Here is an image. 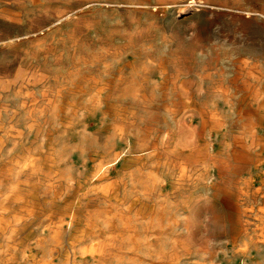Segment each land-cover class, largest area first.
<instances>
[{
    "label": "bare ground",
    "instance_id": "bare-ground-1",
    "mask_svg": "<svg viewBox=\"0 0 264 264\" xmlns=\"http://www.w3.org/2000/svg\"><path fill=\"white\" fill-rule=\"evenodd\" d=\"M237 50L235 58L233 49H226L204 59L205 92L219 97L213 109L194 100L190 102L200 108H187L192 97L185 92L195 77L185 79L169 70L165 57L157 62V100L148 91L151 76L135 71L142 89L132 91L124 103L115 100L113 80L78 103L66 100L64 89L37 96L30 82L41 76L2 79L23 95V107H56L58 126L49 124L46 115L32 114L24 123L15 120L16 114L0 123V181L7 183L0 186V264H180L190 247L182 230L169 232L176 221L173 210H187L196 202L234 216L225 229L236 242L245 235L252 212L242 200L260 198L257 232L264 236V71L252 45ZM168 89L175 94L171 99ZM138 99L153 104L140 122L132 105ZM191 114L205 119L203 128L185 121ZM40 138L43 146L36 154ZM64 138L78 139L77 153L69 155ZM65 162L78 168L75 176L65 172ZM196 178L200 186H193ZM65 179H71L67 191L58 187ZM44 185L52 187L50 196L41 193Z\"/></svg>",
    "mask_w": 264,
    "mask_h": 264
},
{
    "label": "rangeland",
    "instance_id": "rangeland-1",
    "mask_svg": "<svg viewBox=\"0 0 264 264\" xmlns=\"http://www.w3.org/2000/svg\"><path fill=\"white\" fill-rule=\"evenodd\" d=\"M242 45L254 47V59L264 71V0H0V123L14 120L13 114H16L15 120L24 123L32 114L38 118L46 115L49 124L58 126L56 107L41 104L23 107V95L13 84L5 86L2 79L12 81L19 74L41 76V81L30 82L31 90L37 96L44 90L54 92L64 89V98L78 103L87 102L100 84L113 80L115 100L124 103L132 91L142 89L137 78L146 74L151 76L148 87L151 99L157 100L160 94L158 81L161 78L157 62L163 57L168 58L169 70L181 74L185 79L195 77V90L192 86L185 92V95L192 97L188 100L187 108L195 110L202 105V108L213 109L219 97L205 92L204 84L208 82L202 76L204 59L208 55L217 56L219 51L226 49H233L231 57L235 58L237 47ZM245 55L250 57V54ZM221 61L227 62V58L223 57ZM119 68H122L121 73ZM166 92L170 99L175 96L171 89ZM57 99L61 102V98ZM192 100L199 106H193ZM133 102L135 119L140 122L153 104H150L151 100L149 103H143L141 99ZM204 120L199 114H191L185 119L199 129L203 128ZM138 130L135 127L133 132ZM205 132L211 137L212 132L208 128ZM64 139L70 147L67 151L69 155L77 153L78 139ZM37 143L33 151L39 154L43 139L40 138ZM63 167L72 177L78 172V168L69 162L63 163ZM70 180L65 179L58 187L67 191L71 186ZM197 182L198 178L193 186H200ZM6 185V182L0 181V186ZM44 186L41 193L50 196L52 187ZM242 203L252 212L248 213L250 217L246 221L245 235L236 242L225 229L236 218L226 210L216 209L211 204L207 206L203 202H196L184 211L173 210L176 221L171 224L169 232L182 230L180 232L190 247L181 256L180 264H264V236L257 232L259 221L256 214L261 199L246 197ZM43 218L41 216V220ZM242 247L245 250L240 252ZM232 257L238 262L227 261Z\"/></svg>",
    "mask_w": 264,
    "mask_h": 264
}]
</instances>
